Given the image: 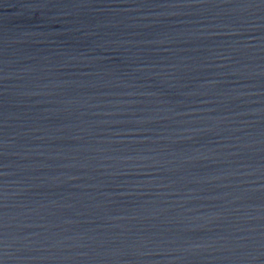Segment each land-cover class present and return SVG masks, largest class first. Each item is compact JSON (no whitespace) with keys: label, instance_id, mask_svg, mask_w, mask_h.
<instances>
[{"label":"water","instance_id":"95a60500","mask_svg":"<svg viewBox=\"0 0 264 264\" xmlns=\"http://www.w3.org/2000/svg\"><path fill=\"white\" fill-rule=\"evenodd\" d=\"M0 264H264V0H0Z\"/></svg>","mask_w":264,"mask_h":264}]
</instances>
